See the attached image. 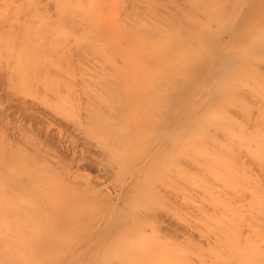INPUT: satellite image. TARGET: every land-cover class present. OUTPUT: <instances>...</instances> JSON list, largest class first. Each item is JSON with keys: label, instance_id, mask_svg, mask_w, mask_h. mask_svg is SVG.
<instances>
[{"label": "bare ground", "instance_id": "bare-ground-1", "mask_svg": "<svg viewBox=\"0 0 264 264\" xmlns=\"http://www.w3.org/2000/svg\"><path fill=\"white\" fill-rule=\"evenodd\" d=\"M0 264H264V0H0Z\"/></svg>", "mask_w": 264, "mask_h": 264}]
</instances>
